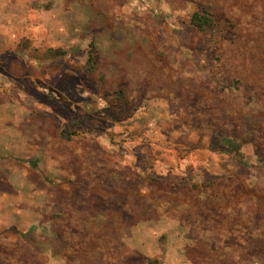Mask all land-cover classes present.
<instances>
[{
  "label": "rangeland",
  "instance_id": "1",
  "mask_svg": "<svg viewBox=\"0 0 264 264\" xmlns=\"http://www.w3.org/2000/svg\"><path fill=\"white\" fill-rule=\"evenodd\" d=\"M84 1L75 0L68 16L75 19L66 26L75 43L57 48L50 3L17 1L26 8L3 9L7 18L23 20L18 32L0 24L10 37L21 34L0 56V216L5 212L14 225L23 224L27 206L21 204L48 198L29 178L18 177L21 159L10 168L24 138L14 132L35 128L38 113L51 145L59 130L80 139L101 135L109 145L131 150L125 158L133 171L168 165L149 174L151 190L147 181L127 178V170L102 169L112 182L130 180L116 195L113 185L99 188L117 208L89 212L100 219L105 245L117 240L115 247L124 249L145 232L151 238L159 226L162 264H264V0H108L106 7L103 0ZM203 10L213 22L199 30L190 16ZM82 14L88 15L85 25ZM88 37L87 61L104 65V55L110 56L104 76L118 78L113 85H123V102L117 89L105 88L106 101L97 104L98 74L87 82L90 92L85 89ZM133 72L139 73L134 89ZM153 93L162 98L151 100ZM27 97H36L44 113L24 110L34 103L20 100ZM55 110L62 114L56 120ZM26 141L27 147L41 145L35 137ZM31 157L40 159L41 152L35 149ZM79 179L68 182L83 195L98 181ZM83 199L75 211L85 206ZM157 208L170 214L160 223Z\"/></svg>",
  "mask_w": 264,
  "mask_h": 264
},
{
  "label": "crops",
  "instance_id": "2",
  "mask_svg": "<svg viewBox=\"0 0 264 264\" xmlns=\"http://www.w3.org/2000/svg\"><path fill=\"white\" fill-rule=\"evenodd\" d=\"M17 1L20 3L26 2L27 0H0V12L4 14L3 17H0V24L5 25L6 28L12 26L16 28L18 32L19 27L17 25L19 21L23 19H21L20 16H17V18L15 15L7 18L8 13L3 11V9L17 11L22 7L26 8V5H20L16 3ZM44 1L47 4L50 3L51 5H49V7L55 10V13L52 14L50 19L52 21L51 24L55 23V48L63 47V42L66 41H71V43L74 44L76 40L74 33H70V29H67L66 26L75 23V19L72 18L71 21L69 20V17L71 18V16L74 15L75 0ZM89 1L90 0H85L82 3L86 5V2L89 3ZM103 3L104 7H106L108 0H103ZM87 18L88 15L82 14L80 16V23L85 25L84 19ZM42 22L45 23V19H43ZM43 30L44 29H41L39 31L43 33ZM32 31V34L37 32L36 30ZM6 32H0V56L8 51L9 44H11L10 38L15 41L21 39L20 33L17 35L13 33L12 37H10ZM87 39L89 47L84 55L85 61L82 66L83 72L87 74V78L84 82L85 89L90 92L91 87L87 86V82L92 83V75L98 74V77L94 80L96 85L95 88L98 90L95 93L98 95L97 104L106 101L105 97L101 94L102 90L105 88H109L110 90L117 89L119 93L117 100L122 101L124 99L123 85H113L117 83L118 78L106 74L104 76L105 67L110 65L109 62H111L110 56L107 54L104 55L106 58L104 65H93L92 62L90 63L92 57L91 43L93 38L88 37ZM71 52L70 48L64 52L66 58L70 56ZM88 57H90V61H87L86 58ZM137 67H132V69H138ZM67 71L74 72V68H69ZM138 72H133L135 74L131 82L132 89L138 84ZM108 83L109 87L106 86ZM151 95H149L151 96V100L162 98L159 95L156 96L154 93ZM137 98L138 96L130 99L136 101ZM139 98L140 103L144 104V98ZM87 99L90 101L92 97L89 96ZM146 99L149 100L148 97ZM15 100L18 101L17 99ZM20 100H25V102L27 100L34 101L33 107H26L24 110L34 113L33 109L36 108V110L39 109L41 113H44L36 97L20 98ZM34 114L36 115L37 123L35 128L30 127L26 132L28 134L26 135L28 136L27 138L24 136L26 131L24 129L18 128L20 132H14L16 134H23L24 138L22 143H20V148L16 150V156L13 157L10 162V168H17L15 160L21 159L23 164L18 168V177L21 179L29 178L28 182L33 184L40 192H47L48 198L35 204L31 202L21 204L27 206V209L25 208L27 217L24 219L23 224L16 223V225H14V223L9 221L8 214L5 212L1 214L0 264H151L154 260L157 264H162L164 258V249L160 246L162 245V237L160 238V242H157L158 239L156 238V231L159 226H156L154 231L152 230L153 235H151V238L144 236L146 232L136 237L135 240L131 238L128 245L124 247V250L115 247V245L118 246L117 240L111 242L109 244L110 246L105 245L103 239H101V237L105 238L104 233L100 235V219L93 218L89 212L93 210L98 213L100 210H114L113 208H117L114 205V201L109 203V201H111L110 194L109 196L100 194L99 188H107V186L113 185L115 188L114 195H116L120 191H123L121 187L122 182L130 181L123 180L125 178L120 180L116 178L115 181L112 182L107 172L102 171V169L113 166L120 170L123 169V171L127 170V178L132 180H143L144 182L147 181L148 189L151 190L149 187L151 182L148 183L150 179L149 174L154 176L156 174V169L159 167L166 169L168 165L162 163H157L155 166L151 167H142L141 165L142 172H138L137 166L134 168L137 169V171H133V168L128 164L125 158V154L131 153V150L124 146L121 148V146L116 147L114 144L109 145L107 139L101 135H97L94 138L82 137V139H80V136L76 135L77 133L67 134L59 130L55 133V136L52 135L54 145H51L49 144L50 141H47L45 138L48 134H46L43 129L42 116L38 117V113ZM58 116H62V114L58 110H55V120ZM33 137L38 139L41 145L38 146L36 144L35 147H27L26 144L28 141L26 140ZM76 139L81 141L78 142ZM35 149L41 152L40 159L31 157V153L34 152ZM18 152L21 153L18 154ZM119 157L121 158V162L118 160ZM135 159L137 161L139 160L136 155ZM136 163L139 165L138 162ZM57 169L59 178L55 175ZM145 177H147L146 180H144ZM79 178L98 181L95 182L94 187H91L89 193H86L87 195H83L80 188L74 187L72 183L68 182V180H80ZM17 181L22 182V180H15L13 182L15 183ZM150 181L154 182V180L151 179ZM146 189L143 191H146ZM81 198H84L83 202L85 206L75 211L74 205L76 202H80ZM154 198H156L155 194ZM22 201L23 200L20 202L22 203ZM34 209H36V211ZM156 210L157 212H153V214L155 217L157 216L158 223L170 216L165 209L160 210L157 208ZM32 212L36 213V220L33 219L35 214L33 215ZM20 221L21 220L17 222ZM111 246L114 248L112 247L111 249ZM140 260H142V263H140Z\"/></svg>",
  "mask_w": 264,
  "mask_h": 264
},
{
  "label": "trees",
  "instance_id": "3",
  "mask_svg": "<svg viewBox=\"0 0 264 264\" xmlns=\"http://www.w3.org/2000/svg\"><path fill=\"white\" fill-rule=\"evenodd\" d=\"M212 22H213V18L205 10L194 11L190 16V23L199 30H204L206 27L210 26ZM151 264H157V263L154 260L153 262H151Z\"/></svg>",
  "mask_w": 264,
  "mask_h": 264
}]
</instances>
